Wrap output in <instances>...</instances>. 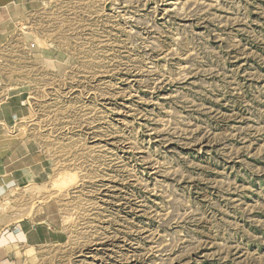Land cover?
Here are the masks:
<instances>
[{
  "label": "rangeland",
  "instance_id": "obj_1",
  "mask_svg": "<svg viewBox=\"0 0 264 264\" xmlns=\"http://www.w3.org/2000/svg\"><path fill=\"white\" fill-rule=\"evenodd\" d=\"M5 91L18 264H264V0H0Z\"/></svg>",
  "mask_w": 264,
  "mask_h": 264
},
{
  "label": "crops",
  "instance_id": "obj_2",
  "mask_svg": "<svg viewBox=\"0 0 264 264\" xmlns=\"http://www.w3.org/2000/svg\"><path fill=\"white\" fill-rule=\"evenodd\" d=\"M15 116L17 119V115ZM2 120L6 122L3 124L4 130L0 131L1 198L11 194L12 183L16 182L12 178V98L10 91L0 92V121ZM26 224L12 227L11 223L0 232V264H18V249L29 243V235L25 229ZM16 228H19L20 231L16 232ZM32 230L36 231L34 228Z\"/></svg>",
  "mask_w": 264,
  "mask_h": 264
},
{
  "label": "bare ground",
  "instance_id": "obj_3",
  "mask_svg": "<svg viewBox=\"0 0 264 264\" xmlns=\"http://www.w3.org/2000/svg\"><path fill=\"white\" fill-rule=\"evenodd\" d=\"M12 119H16V116H13V118H12ZM15 230H16V232H19V231H20V229H19V228H16Z\"/></svg>",
  "mask_w": 264,
  "mask_h": 264
}]
</instances>
